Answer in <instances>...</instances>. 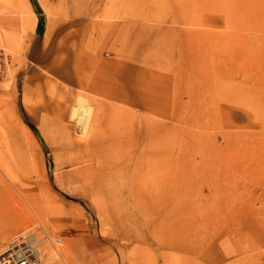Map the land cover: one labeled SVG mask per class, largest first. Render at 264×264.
<instances>
[{
  "label": "rangeland",
  "instance_id": "rangeland-1",
  "mask_svg": "<svg viewBox=\"0 0 264 264\" xmlns=\"http://www.w3.org/2000/svg\"><path fill=\"white\" fill-rule=\"evenodd\" d=\"M65 55L95 87L68 82ZM152 76L167 84V201L126 187L112 207L62 144L130 136L140 155ZM81 102L101 113L84 134L69 118ZM47 115L66 128L44 129ZM2 187L0 251L25 240L45 264H264V0H0Z\"/></svg>",
  "mask_w": 264,
  "mask_h": 264
},
{
  "label": "bare ground",
  "instance_id": "bare-ground-1",
  "mask_svg": "<svg viewBox=\"0 0 264 264\" xmlns=\"http://www.w3.org/2000/svg\"><path fill=\"white\" fill-rule=\"evenodd\" d=\"M121 49H123V48H121ZM62 57L66 61V62H64L65 65H67L68 67L70 65L72 66V70H71L72 75H70V76L67 75L68 79L66 78V76L64 77V79L66 78L69 83H70V81H73V83H75L74 86L77 84L78 87H80L81 89H85V88L91 89L92 87H95L93 85L92 81L91 82L89 80L87 81V77L85 76L84 73H82L83 71H82L81 67L83 65L81 64L80 65L81 67L78 65L79 63H81L80 62L81 60L80 61L78 60L79 58H75V59L71 58V57L69 58L66 55L62 56ZM78 61H79V63H78ZM87 61H89V60L87 59ZM59 62H60V60L58 61V63ZM139 62H140V60H139ZM57 68H58V64H57ZM88 68L89 67H87V69ZM97 68H99V67H97ZM89 69L87 70L88 72H90ZM55 71L57 73L58 70H55ZM69 72H70V70H69ZM162 74L164 75V73H162ZM90 75H91V72H90ZM45 76H47L46 73H45ZM94 76H97V75L94 74ZM98 76H99V74H98ZM98 76H97V78H98ZM158 76H160L159 73H158ZM45 78H47V77H45ZM161 78H163V77H161ZM161 78H160V82L155 81L153 76H152V78H150V80H146L147 83L145 81V86H148V91L145 92V95L141 101V107L140 108H142L143 111L146 112L145 116L148 120H146L145 124H143L145 127L144 129L141 126L143 132L141 133V131H138V133H141L143 135V137H142V135L140 137V138H143V142L141 140H139L143 143L142 144L143 146H141L142 149H140V150H142V151H140V153H141L140 155L137 154L139 152L138 150H137V153H136V151H134V150H136V148H134L135 146L133 144L134 139L130 140L129 139L130 136H127V137H129L128 138L129 140L125 139L127 142L123 141L124 138L121 141V139H119L118 137H117V140H118L117 141L115 136L112 138L115 139L116 141H111L110 140V138H111L110 133L113 132V130H114V129L112 130V128L108 129L110 131L112 130L110 133H107L106 130H104V132L103 131L99 132V133L103 132V135H104V133L106 131V133L109 136H106V134L104 136H106L107 138L110 137L108 139L106 138L107 141L102 142V140L97 139V137H94L97 135L96 134L94 136H91V137L88 136L87 138H84L81 140L78 139V141H73L74 139H71L72 141L68 140V142L65 144V146L62 144V146L65 147L66 151L68 152V155H69L68 158L72 159L73 163H76V164L84 163L81 167L76 168V171H75L76 176L83 181H87L88 179H91L90 181H88L86 183L89 185L90 189L92 190V193L94 195L100 194L101 199L105 198L106 201H108V203H107L108 205L112 206V205H114L113 203H115L116 200L120 201L121 200L120 196H118V193H116V191L121 189V188L123 189L126 187H127L128 192H129L130 198L135 199V200L137 199V201L139 200L140 204L144 203L145 205H148L149 207L151 205L158 207L159 205L163 206L164 203H166V201H167L168 186H169V184H168V166H169L168 165L169 164V162H168L169 161L168 160V150L169 149L167 148V143H168L167 126L168 125L166 124V121H165L166 109H167L166 106L167 105H166V93L164 91V89L167 87L166 86L167 84L164 82L165 79L162 80ZM104 79H106V78H104ZM65 80H63V81H65ZM90 80H91V78H90ZM100 80H99V82H100ZM94 84L97 85L95 82H94ZM71 85H72V83H71ZM42 87H44V86L42 85ZM64 89H65V86H64ZM166 90H167V88H166ZM45 91H46V88H45ZM148 93H149V96H148ZM159 95H160V99H159ZM138 97H140V96H138ZM48 101H50V99H48ZM52 101H53V99H52ZM134 101H135V99H134ZM60 103H63V102H60ZM50 104H52V103H50ZM57 104H58V102H57ZM106 104H105V106H106ZM107 111H108V109H107ZM53 113H55L56 118L61 116V113H58V114L56 112H53ZM154 113H158V115H159L158 119H157V117L152 118V116L150 115V114L154 115ZM100 114L101 113H99V111L96 110L95 107L94 108L90 107V105L88 106V105L83 104L81 102V103L74 105L70 109L69 118L74 122V124H76V125L80 124L81 125L83 130H81L80 133L84 134L87 131H91V129H92L91 126H93L94 123L99 122L98 120H99ZM114 115H115V113H114ZM114 115H113V117H114ZM47 116H50L51 118L46 120L45 125L43 124V126H42L43 128L45 126L51 127V129L52 128H56V129L66 128V127L62 126L61 121H59V119H56V118H54V116H51V115H47ZM138 116H139V114H138ZM110 118H111V116H110ZM110 118L108 117V120H110ZM121 121H119V122H121ZM108 122L111 123V121H108ZM112 122H113V120H112ZM115 122H116V120H115ZM102 124L104 125V123H102ZM114 124L111 123V125H114ZM118 124L117 125L115 124L117 126V127L115 126L116 129L119 127ZM105 125H106V123H105ZM121 126H122V124H121ZM42 127L40 128V130H43ZM95 127H96V124H95ZM97 127H98L97 130H99V128H100L99 125ZM103 127L101 130L104 129ZM110 127H113V126H110ZM131 128L134 129L135 127L133 128V125H132ZM116 129H115V131H117ZM93 130H94V128H93ZM120 130H118V131H120ZM126 130H129V129L126 128ZM138 130H139V128H138ZM123 131H124V129H123ZM131 131L132 130L130 129V131H129L130 134H131ZM94 132H95V130H94ZM96 133H98V132H96ZM115 133H113V134H115ZM118 134L119 133H116L115 135L118 136ZM123 134H125V133H123ZM135 134L137 135V132ZM132 135H134V134H132ZM136 137L137 136H135V139H136ZM139 141L138 142L136 141V143L138 144ZM60 142H61V140H60ZM139 147H140V145H139ZM132 151H133V153L135 152V154H137L136 157H134L132 160H130V159L127 160L128 159L127 158L128 153L127 154H124V153L125 152H132ZM123 154L126 155V157L124 156L125 158L124 157L122 158ZM131 155H132V153H131ZM15 185L18 188H21L22 191H24L23 182L17 181ZM6 200H7L6 189H5V187H2V188H0V206H2L6 202ZM112 201H114V202H112ZM135 205H137V204L135 203ZM138 206H139V204H138ZM112 207H114V206H112ZM116 208L118 210V207H116ZM120 211H121V208H120ZM120 211H118L117 213H119ZM111 213L114 214L115 211L112 212V210H111ZM118 215H120V213ZM113 216L115 219V215H113ZM0 220H3V218H0Z\"/></svg>",
  "mask_w": 264,
  "mask_h": 264
},
{
  "label": "built area",
  "instance_id": "built-area-1",
  "mask_svg": "<svg viewBox=\"0 0 264 264\" xmlns=\"http://www.w3.org/2000/svg\"><path fill=\"white\" fill-rule=\"evenodd\" d=\"M0 264H45L40 252L25 240H14L0 251Z\"/></svg>",
  "mask_w": 264,
  "mask_h": 264
}]
</instances>
